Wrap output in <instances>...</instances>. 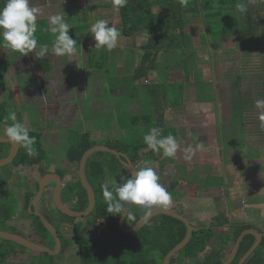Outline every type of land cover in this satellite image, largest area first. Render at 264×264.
<instances>
[{"label":"crops","instance_id":"obj_1","mask_svg":"<svg viewBox=\"0 0 264 264\" xmlns=\"http://www.w3.org/2000/svg\"><path fill=\"white\" fill-rule=\"evenodd\" d=\"M100 1L104 13L98 14V17L95 12H89V9L82 8L80 0H58L54 3L43 0L41 4L30 3V6L40 9L36 23L41 22L42 19L48 23V18L51 15L65 12L66 19L77 18L85 23H89L93 19H103L108 26H115L121 35L115 49L95 48L89 23L90 26L87 25L81 32H76L72 36L78 44L75 53L70 56H57L50 51L40 58L35 55L39 50L37 48L33 53L24 56L18 52L14 63L10 61L11 66L2 79L0 78V105L6 106L3 109L4 117L12 104L23 108L21 113L15 110V115L19 121L25 123L29 132L42 134L41 149L44 155L43 160L33 166H14L12 163L10 166L8 165V170L0 175V194L4 193L5 195L7 191H12L15 194L14 197L18 200L19 208L25 211L23 216L30 218L31 228L32 217L27 211L29 207L26 208V199L28 195L34 197V188L44 176L43 174L58 175L63 181V188L67 184H76L79 180L77 171L79 163L70 162L67 154V161L60 168L63 174L57 172L59 167L55 162L47 167L43 166L47 157V147L50 151L57 150L60 148L59 141H56L54 135L52 136L54 130L49 132V127L42 129L40 128L41 124L40 126L33 125L31 123L33 120L31 119L30 122L27 111L32 115L39 112L47 114V111L54 108L57 114L62 102H68L65 108H70L75 114L74 117L78 118L77 114L83 108L87 109L90 117L96 116L97 106H99L107 111L101 113V117L102 115H111L113 119L119 120V126H121L123 111L119 104L112 101L123 100L125 97L126 101L130 100L126 111L134 112L136 115L130 117L131 113L126 112L129 116L127 118H130L131 121L128 127L125 123L123 124L125 127H120L119 137L127 141L130 134L138 132L141 141H136L132 145H138L140 148L135 155L134 166L136 170L137 167L141 168L146 165L155 169L160 177L159 182L171 193L172 201L169 209L186 217L191 224L197 227H209L216 217L220 219V222L217 223H224V226L214 229L218 233L227 232L234 223L248 224L251 229L260 232L264 229V133L261 128L263 121L260 120L263 110L257 109L256 101L262 99V85L264 84V0H248L254 26L259 28L255 37L242 36L240 31L242 23L239 22L241 13H239L236 16L238 24L235 28L239 32L220 36L216 41H208L203 15L186 14L185 19L188 24L184 28V35L188 37V41L180 42V46H172L178 48V51L165 44L159 46L153 69L144 73L137 70L144 54V46L152 34L140 32L129 38L124 37L113 0ZM96 2L98 1L91 2V7L94 9ZM55 5L64 6L65 10L56 11ZM89 6L87 7L90 8ZM253 6H256L259 18L254 16ZM154 11L161 13L160 7H155ZM197 22L200 26V33L193 34L195 31L192 28L197 26ZM196 36L201 43L198 46L199 49L192 43ZM227 39H233L232 45L224 46L222 44ZM244 39H249L253 43L246 48L250 53L251 62L249 64L252 68L250 67L248 72L232 73L234 77L224 76L221 67L224 66L223 59L228 58L230 54H243L245 52V48H243L245 46L242 43ZM53 40L54 37L39 39L37 42L38 45L49 44L51 47ZM203 47L206 48L207 56L205 61L197 67L198 70L196 69L200 75L199 80L191 81L192 61L194 60L192 53L196 51L203 53L201 52ZM103 50L109 56L111 65L114 66V76L120 78L123 83V85L118 84L113 90L109 84L111 79L109 74L104 72L99 66L100 62L91 56L92 53H100ZM35 59L49 61L50 71L43 72L37 69L34 64ZM180 60H182L181 67L176 64ZM178 73H183V77L179 76L182 78L181 80L176 79ZM142 74L144 76H141ZM138 75H140L139 79L134 82ZM4 76H7L6 78L11 82L8 88L5 87ZM241 77L248 78L250 88L242 86ZM22 78L26 82L24 90H21L18 85L19 79ZM27 84L30 86L27 87ZM36 84L37 87L34 88ZM126 84H131L136 88L130 90ZM207 85H210L211 88L207 89ZM102 87L105 90H102ZM139 88L145 89L139 90ZM26 89L27 91H25ZM86 91L96 95V98L101 101L88 102L87 107H83L81 101L74 98V95L79 98ZM101 91H105V93L100 94ZM6 93L11 96V104L6 101ZM38 98L47 104L51 102L52 105L53 102H59L60 105L48 106L45 103L41 105L42 103L38 104ZM75 101L79 106L73 103ZM173 103H176V106ZM135 117L139 120L133 125L131 123ZM147 122H150V125H146ZM11 123L12 121L7 118L3 122L0 121L1 137L8 138L6 128ZM153 127L161 128L162 136L171 134L177 138L180 147L175 159L165 158L162 152H154L147 147L143 135ZM58 128L62 127L56 126V129ZM224 132H230V140L235 138V133H237L236 136L240 134L245 136V139L237 148L234 146L226 148L223 145ZM49 135L50 137H48ZM201 143L204 145L203 149L196 150V145ZM119 144L121 148L124 145H129L125 142ZM188 146H192L194 149V154H189L191 159H185L186 154L183 151ZM5 148L6 153L8 148ZM20 149L21 146H19ZM125 155L128 157V155L133 156L134 154L129 152ZM50 184L47 185L45 191L53 183ZM63 188L62 200L64 204L67 205L69 202L75 204V201L68 200L66 195L63 197ZM50 190L53 194L54 189ZM3 199L4 202L7 201L5 196ZM5 203L7 205V202ZM5 203L3 204L5 205ZM41 213L45 215L43 210ZM19 221L13 216L11 221L4 225L12 227L14 230L25 231V226L19 225Z\"/></svg>","mask_w":264,"mask_h":264},{"label":"trees","instance_id":"obj_2","mask_svg":"<svg viewBox=\"0 0 264 264\" xmlns=\"http://www.w3.org/2000/svg\"><path fill=\"white\" fill-rule=\"evenodd\" d=\"M5 2L6 0H0V7H3ZM239 3L246 4V12L241 13L237 10L236 5ZM155 7H160L161 13H155ZM117 12L124 37L129 38L140 32L152 34L144 46V54L137 70L142 73L153 69L158 54L157 48L159 46L165 44L171 48L172 46H180V42L188 41V37L184 35V28L188 24V21L185 19L186 14H191L192 16L203 15L208 41H216L220 36L232 35L239 32L235 29L238 24L236 16L239 13H241L239 22L242 23L240 27L242 36L255 37L259 31V28H255L254 20L251 18L248 0H187L186 7L181 5V0H127L126 6L120 8ZM77 14L79 16L78 12ZM223 14H228L226 19L221 17ZM225 28L226 30H224ZM81 31L82 28L76 26L69 30V35L73 36L76 32ZM172 48L178 51V48ZM34 64L37 69L43 72L50 71L49 61L45 59H35ZM10 66V61L0 63L1 79ZM139 76L135 78L134 82L139 79ZM141 76L144 75L142 74ZM262 98H264V84L262 85ZM4 108H6L4 104L0 105L1 122L5 119V114L3 113ZM137 120L139 119L136 117L133 118L131 124L135 125ZM146 125H150V122H147ZM29 135L36 138L33 147L36 149L38 155L35 157L27 156L25 149L21 146L12 165L33 166L43 160L44 154L41 149L42 134L29 132ZM97 145L90 134L84 132L80 135L78 146L68 151L67 158L70 162L79 163L83 154ZM4 147V144H0V159L5 156L3 151ZM109 148L125 154L132 152L134 155H128V157L133 165H135V155L140 149L138 145H124L121 148L118 144H115ZM100 155H105V153H94L88 158L86 163V176L96 197V205L92 215L98 223H102V226L98 227L95 225L94 232L91 236L84 233L85 230L81 225L73 226L69 239L58 232L62 244L60 254H63L73 246H78L79 264H162L166 255L186 237V226L179 220L162 215L150 220L137 232H122L119 227L121 215H112L108 211L106 198L102 194L101 186L104 185L103 181L107 176L105 170L106 163L98 159ZM108 155L111 157V161L121 168L117 172L114 170L116 172L113 173L116 179L115 183L108 186L111 190L115 184L120 182L119 177L121 175L130 174L115 156ZM36 188L38 190V183L36 184ZM64 189L67 199L75 201L74 211L83 212L88 208L87 193L81 186L79 180L76 184H67ZM33 198V195L27 196L26 208L29 207ZM129 212L135 215L136 219L132 220L126 217L124 225L126 227H133L144 216V212L137 205H133ZM31 217L34 235L46 241L47 239L45 238L49 233L38 217L34 215H31ZM12 218L13 214L9 213L7 205L0 206V224L3 226L5 223L11 221ZM45 218L47 217L45 216ZM47 219L50 221L49 218ZM218 221L220 222V219L215 217L209 227L195 226L199 229L193 232L190 242L177 256H174L170 260L169 264H223L230 253L227 249V241L232 240L235 243L239 235L243 231L251 229V226L244 223H234L227 232L218 233L214 229L224 226V223H217ZM0 230L3 229L0 228ZM3 231L17 234L12 227ZM254 242L255 238L253 236H245L231 264H238L240 259L253 246ZM18 250L29 251L15 243L0 239V264H10L8 263L9 258L16 255ZM42 256L43 260L40 264H55L57 259L55 256H50L47 253H43ZM30 262V264H36L37 258H34ZM244 264H264V237L259 247Z\"/></svg>","mask_w":264,"mask_h":264},{"label":"rangeland","instance_id":"obj_3","mask_svg":"<svg viewBox=\"0 0 264 264\" xmlns=\"http://www.w3.org/2000/svg\"><path fill=\"white\" fill-rule=\"evenodd\" d=\"M49 1L51 3H54V2H57L58 0H49ZM60 1H63V0H60ZM64 1H67V0H64ZM92 1L93 0H80V5L82 8H85L87 10L89 9V12H93V13L95 12L97 14V17H98V14L104 13V9L101 8L102 2L100 0H96L98 2H96L95 9H94L91 7ZM42 2H43V0H30L31 4H35V3L41 4ZM89 4H90V6H89ZM55 6L57 7L56 11L65 10V9H63L64 6H61V7H59L58 5H55ZM87 6H89L90 8H88ZM68 11H70V10H68ZM68 11H66V12H68ZM252 11H253L254 16H257V18H259V16H258L259 14H258V10H257L256 6L252 7ZM227 15L228 14H223L221 17H224L226 19ZM75 18H76V16H75ZM66 20L72 26V28L79 26L83 30L84 28L87 27V25L90 26L89 23L79 21V19H77V18L74 20L72 18H68ZM40 21L41 22L37 23V30L35 33L37 40H39V39L44 40V39H48V38L51 39L52 37H54V36H52L53 34L52 33L50 34V31L48 30L47 21H44V19H42ZM192 29L195 31L193 34L200 33V26H199L198 22H197V26H194ZM222 30H223V28H222ZM224 30H226V28ZM54 39H55V37H54ZM232 40L233 39H227V40L223 41L222 44L224 46H230V45H232V42H231ZM192 43L199 49L198 46H200L201 43H200V40H198L197 36L193 38ZM242 43L245 46V47H243V48H245V50H244L245 52H243V54L242 53H240V54L235 53V55L234 54L232 55L229 53L230 56L228 58L223 59L224 60V66H221V67H222L223 74H225L224 76L234 77L232 75V73H237V71L238 72L250 71L249 68L251 67V64H249V63L251 62V58L249 55L250 53L247 52L246 48L250 47V44H253V43L250 42L249 39H244L242 41ZM201 52H203V53H200L198 51L192 53L194 60L192 59L193 60L192 61V71H191V78H190L191 81L199 80L200 75H199L198 71H196V69L202 62L205 61V57L207 56L206 48L203 47ZM17 53L18 52H10L8 49L0 47V63H3L4 61H11V62L13 61L12 63H14L15 59L18 57ZM91 56L93 58L97 59L100 62V65H99L100 68H102V70L104 72L109 74V76L111 78L109 80V84H110L112 90L118 84L123 85L122 81H120V78H116L114 76V71H115L114 66L111 65V62L109 60V56L106 54V52L104 50L101 51L100 53H92ZM202 57H203V60L201 61ZM84 59H85V57H84ZM114 61H115V59L113 58V62ZM180 62H182V60L176 62L177 66H180ZM214 73H215V71H214ZM177 76L178 77L176 79L181 80L182 78H179V76L183 77V73H178ZM6 77L4 76V79H6L4 83H5V87L8 88L10 86L11 82H10V80L8 81V79ZM241 78L242 79L240 80V83L242 84V86H246L247 88H250V86H248L249 85L248 78H246V77H241ZM18 82H19L18 85H19L20 89L24 90V88L26 87V82L23 80V78L19 79ZM126 85L128 86V88L130 90H132L133 88H136V86L134 87L131 84H126ZM28 86H30V85L27 84V87ZM36 87H37V84L34 85V88H36ZM199 88L201 89V87H199ZM206 88L208 89L211 87H210V85H207ZM141 89H145V88H139V90H141ZM5 90H7V89H5ZM102 90H105V88L102 87ZM25 91H27V89ZM103 92L105 93V91H103ZM103 92L101 91L100 94H102ZM6 96H7V98L5 97L6 101L11 104L12 103L11 96H9L8 93H6ZM100 97L105 98L104 96H100ZM108 97H110V96L108 95ZM74 98H77L78 100H80L83 107H87L88 102L94 103L95 101L98 100V98H96V95H92L91 92L89 93L88 91H86L85 94H83L79 98L75 97V95H74ZM38 100H39L38 104L42 103L41 105H43V103H45L48 106H53L54 104L56 106L60 105L59 102H53L54 104L51 105V102H50V104H47V102L42 101V99H40V98H38ZM98 101H101V100H98ZM112 102L116 103L117 105L119 104V106H121L120 107L121 110L123 111V114H122L123 118H121L122 120L120 119L122 121V122L120 121L121 126H119V120L116 118L113 119V116H111V115H102V117H101V113H106L107 111L99 108V106H97V113L95 114L96 116L90 117V113L87 111V109L83 108L82 110H79V112L77 114L78 118L74 117L75 114L73 113V111L70 108H67L68 110L65 108L66 105L68 104V102H62V105L60 107V111H58L59 113H57V114H56L57 111L54 108L50 111L46 110L47 114H46V112H39L37 114L32 115L31 113H29V111H27V113L29 114L30 122H31V119L33 120L31 122L33 125L37 124L40 126V124H41L40 128H42V129L49 127V130H50L49 132L54 130L55 132L52 134V136L54 135L56 141H59V146H60L59 149L50 151L49 148L47 147V149H46V154H47L46 156L47 157H46L45 161L43 162V166L47 167L52 162H55L56 164H58V167H59L57 172H59L60 174H63V172L60 170V168H61V165L67 161V159H66L67 151L71 148L78 146L79 137L84 132H87L90 134V136L93 138L94 142L98 144L97 146H105L108 148L111 146H114L115 144H118L120 146V144H119L120 142H125L126 144L128 143L130 146H132L133 144L136 143V141H139V140L141 141L140 135L138 134V132L130 134L131 136H128V140H127L128 142L124 139L122 140L118 134V131H120V127H122V128L125 127V126H123L124 123H125V125L127 124V127H128V124L130 123L131 119L127 118V117H129V116L132 117L133 115H136V113H134V112H127L126 111L127 104H129L130 100L126 101V98L124 97L123 100H114ZM73 103L78 105V103L76 101ZM70 104H72V102H70ZM9 108H10V110L9 109L7 110L5 118H7L10 121H11V119H10L11 113H16L15 110L18 113H21L23 111V108H19V106H15L14 104L10 105ZM126 112L131 113V114H129V116H128L126 114ZM69 113H71V114H69ZM27 119H28V117H27ZM51 120H52V122H51ZM56 126H61L62 128L56 129ZM229 133L230 132H228V133L224 132L223 133V145L226 148L233 147V146L237 148L238 146H240L242 144L243 140L245 139V136H242L241 134L239 136H236L237 133L234 132L235 134L234 133L233 134H234L235 138L233 140H230ZM48 137H50V135ZM129 142H131V143H129ZM98 159L101 160L102 162L106 163L105 170H106V176L107 177H106V179H104L103 184H107L108 186L113 185L115 183V180H116L115 175L113 173H116L121 168L116 163H113L111 161V157L108 155V153H105V155H100ZM8 168H9L8 166L0 168V175H3L4 172L6 170H8ZM76 168H78V167H76ZM138 169H139V167H137V170ZM114 170H116V172H114ZM51 188L54 189L55 185L52 184L50 186V188L47 189L46 194H45L46 198L44 196L39 203V210L40 211L43 210L44 213L48 212L49 207H51L53 204L52 200H51V195H52L51 190H50ZM34 190H35L34 191V194H35L34 197H35L38 190L36 188H34ZM64 191H65V189L63 190V197H65ZM4 196L7 199V201H5V202H7V207L9 209V213H12L15 218H18V220H20L19 225L25 226V228H26V230H25L26 232L21 230V229H15L17 234L31 240L32 242H34L36 244H43V245L46 244L45 246H47L51 249H54L55 242L50 235L46 236V238H45V239H47L46 241H44L39 236L35 238L36 235H34V233H33L34 229H32V227L30 228V223H29L30 218L28 216L27 217L23 216L25 211H23V209L19 208L18 200H17V198L14 197L15 194L12 191H7L5 195H4V193L0 194V206H4L3 205V203H5L4 199H3ZM65 202H67V201L65 200ZM5 205H6V203H5ZM67 206H69L72 210L75 209L74 202L67 203ZM169 206H171V205L169 204L166 208L169 209ZM154 210H157V209H154ZM26 214H28V212H26ZM48 215H50V217H52V218H50L51 221L52 220H55V221L60 220L63 223V226L56 224V223H54V224L52 223V224L54 225V227L57 229V231L60 234L63 233V235L66 236L67 238H69V236L71 235V231H72L71 226H73V224L74 225H81L85 230L84 233H86V235H89V236H91L93 234L94 229H95V227H94L95 225L98 227L102 226V223H98L92 214L90 216H87V217L75 219V218H71V217L62 215L59 211L52 208L50 210V212L48 213ZM45 216L47 218H49L47 216V214ZM73 219H75V220L72 221ZM71 222H73V223L71 224ZM5 226L6 225L2 226L0 224L1 229L7 230L9 228V226H7V227H5ZM233 246H234L233 241L228 240L227 241V249L229 251H231ZM42 255H43V253L18 250V253L16 255H13L9 258L8 263H10V264H21V263L30 264L31 263L30 261L34 260V258H37L36 264H40L43 260ZM58 256H55L57 258L55 264H79L78 246H73V247L69 248L67 251H65L63 254H59Z\"/></svg>","mask_w":264,"mask_h":264},{"label":"clouds","instance_id":"obj_4","mask_svg":"<svg viewBox=\"0 0 264 264\" xmlns=\"http://www.w3.org/2000/svg\"><path fill=\"white\" fill-rule=\"evenodd\" d=\"M127 0H113V6L117 10L125 7ZM182 6H187V0H181ZM239 12L247 11L244 3L236 5ZM40 9L30 6V0H6L3 7H0V47L10 52H19L24 55L33 53L43 58L50 51L57 56L72 55L76 51L77 40L69 35L72 26L66 20V13L59 12L48 18V30L55 39L49 44H39L35 36L37 30V18ZM90 33L95 41V48H106L112 50L117 47L120 38V31L115 26H108L103 19L90 20ZM257 109L264 110V98L256 101ZM11 124L6 128V136L17 146L25 149L26 155L35 157L38 155L33 147L36 141L34 136L29 135V129L25 123L19 121L15 113L10 114ZM264 121V112L260 116ZM264 128V123L261 124ZM162 129L159 127L150 128L143 135L147 147L154 152H162L163 157L175 159L180 147L177 138L171 134L162 136ZM204 145L197 144L196 150H202ZM185 159H191L194 154L192 146L183 149ZM120 182L109 189L107 184L101 186L102 194L106 198L107 209L112 215L128 217L135 220L136 217L128 211L132 205L140 206L144 216L152 215L154 209L167 207L171 201V193L159 182L160 177L151 166H144L130 175H121Z\"/></svg>","mask_w":264,"mask_h":264},{"label":"water","instance_id":"obj_5","mask_svg":"<svg viewBox=\"0 0 264 264\" xmlns=\"http://www.w3.org/2000/svg\"><path fill=\"white\" fill-rule=\"evenodd\" d=\"M0 144H10V150H9L8 155L6 157L0 159V168H3L5 166L10 165L14 161L15 157L17 156V154L19 152V146H17L9 138H4V137H0ZM99 152L108 153V154L115 156L117 158V160L120 162V164L126 169V171L129 174H132L136 171V168L133 165V163L131 162V160L125 154H123L121 152L115 151V150L110 149V148L105 147V146H94V147L90 148L89 150H87L83 154V156L79 162V169H78L79 181L81 183V186L83 187V189L87 193L88 202H89L88 208L83 212L74 211L69 206L64 204V202L62 200L63 181L58 175L46 174L38 182V192H37L36 196L33 198L32 202L28 208V211L31 215H34L35 217H38L40 219L44 228L47 230V232L49 233V235L53 238V240L55 242L54 249H51V248H49L43 244H36V243L32 242L31 240H29V239H27L21 235L11 233V232H5L2 230H0V239L4 240V241L15 243L18 246L25 248V249L32 251V252L47 253L50 256H58L62 250V244H61V240H60L58 231L54 227V225L47 218H45V216L41 213V211L39 210V203L44 196L45 188L47 187V185L49 183H53L55 185V188H54V192L51 196V200L53 203L52 207L54 209L59 211L62 215H65V216H68L71 218H75V219L90 216L95 209L96 197H95L94 190H93L92 186L90 185V183L87 179V176H86V163H87L88 158L92 154L99 153ZM132 206H130L128 208V211L131 209ZM162 215L169 216L171 218H174L176 220L181 221L187 228V234H186V237L184 238V240L182 242H180L178 245H176L164 258L162 264H169L170 260L174 256H177V254L190 242L192 235H193V232H195L199 229V228L193 226L187 218H185L184 216H182V215L178 214L177 212L172 211L170 209L161 208V209L154 210L152 215L147 217L146 219L141 217L133 227H126L124 225V221H125L126 217H124L123 214H121V218L119 220V227H120L121 231L124 233L137 232V231L141 230L150 220H152L155 217L162 216ZM247 235L253 236L255 238V242H254L253 246L249 249V251L240 259L238 264H244L248 260V258L250 256H252L254 251L259 247V245L262 241V238L264 237V229H262L260 232H258L255 229H247V230L243 231L239 235V237L237 238L236 242L234 243L233 248L231 249V251L229 253L228 258L226 259V261L223 264H231L234 261L236 255H237L240 243H241L242 239ZM70 236H69V238H70Z\"/></svg>","mask_w":264,"mask_h":264},{"label":"flooded vegetation","instance_id":"obj_6","mask_svg":"<svg viewBox=\"0 0 264 264\" xmlns=\"http://www.w3.org/2000/svg\"><path fill=\"white\" fill-rule=\"evenodd\" d=\"M4 145H5V147L8 148V149L6 150V153H5V149H6V148H5V147L3 148V151H4V153H5V156H4V157H6L7 154L9 153V150H10V144H4ZM4 157H3V158H4ZM45 175H46V174H45ZM45 175H44V176H45ZM42 177H43V176H42ZM42 177H41V178H42ZM51 184H52V183H51ZM51 184H50V185H51ZM46 188H47V187H46ZM37 192H38V191H37ZM45 194H46V191L44 192V196H45ZM44 196H43V197H44ZM45 198H46V196H45ZM51 207H52V206H51ZM51 207H49L48 212L45 213V215L47 214V216L49 217V219L52 218V217H50V215H48V213L50 212V210L53 208V207H52V208H51ZM53 209H54V208H53ZM45 215H44V216H45ZM50 221H51V219H50ZM51 223H53V224L56 223V224H59V225H63V223H62L60 220H56V221H55V220H52ZM73 226H76V225L73 224ZM73 226H71V227L73 228ZM83 229H84V228H83ZM62 235H63V233H62ZM63 236H64V235H63ZM64 237H65V236H64Z\"/></svg>","mask_w":264,"mask_h":264}]
</instances>
